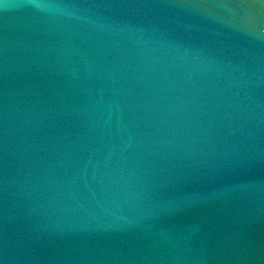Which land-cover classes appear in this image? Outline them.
I'll list each match as a JSON object with an SVG mask.
<instances>
[{"label": "water", "instance_id": "obj_1", "mask_svg": "<svg viewBox=\"0 0 264 264\" xmlns=\"http://www.w3.org/2000/svg\"><path fill=\"white\" fill-rule=\"evenodd\" d=\"M0 264H264V0H0Z\"/></svg>", "mask_w": 264, "mask_h": 264}]
</instances>
